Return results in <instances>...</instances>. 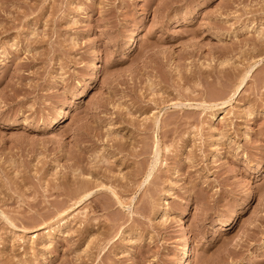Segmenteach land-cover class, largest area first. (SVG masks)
<instances>
[{
	"label": "rangeland",
	"instance_id": "obj_1",
	"mask_svg": "<svg viewBox=\"0 0 264 264\" xmlns=\"http://www.w3.org/2000/svg\"><path fill=\"white\" fill-rule=\"evenodd\" d=\"M180 263L264 264V0H0V264Z\"/></svg>",
	"mask_w": 264,
	"mask_h": 264
},
{
	"label": "bare ground",
	"instance_id": "obj_2",
	"mask_svg": "<svg viewBox=\"0 0 264 264\" xmlns=\"http://www.w3.org/2000/svg\"><path fill=\"white\" fill-rule=\"evenodd\" d=\"M95 39H96V35H94L93 37H92V39H91V42H92V45H94V41H95ZM93 65H96V64H98L99 62H100V51H98L97 49H96V53H95V57L93 56ZM224 104V103H223ZM225 105V104H224ZM226 107V106H225ZM224 108V106L222 107V113L223 112H225V110L223 109ZM221 113V114H222ZM223 118V117H222ZM230 218V217H229ZM181 264V263H180Z\"/></svg>",
	"mask_w": 264,
	"mask_h": 264
}]
</instances>
